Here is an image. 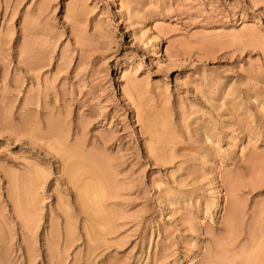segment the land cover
<instances>
[{"label":"rangeland","instance_id":"obj_1","mask_svg":"<svg viewBox=\"0 0 264 264\" xmlns=\"http://www.w3.org/2000/svg\"><path fill=\"white\" fill-rule=\"evenodd\" d=\"M0 264H264V0H0Z\"/></svg>","mask_w":264,"mask_h":264},{"label":"bare ground","instance_id":"obj_2","mask_svg":"<svg viewBox=\"0 0 264 264\" xmlns=\"http://www.w3.org/2000/svg\"><path fill=\"white\" fill-rule=\"evenodd\" d=\"M91 187V186H90ZM89 188V187H88ZM87 189V188H86ZM91 190H92V192L95 190V188L93 189V187L91 188ZM84 191V190H83ZM88 191H90L89 189H88ZM88 191H86L87 193H89ZM85 192V191H84ZM96 193V192H95ZM86 194V193H85ZM92 194H94V192L92 193ZM95 196H96V194H94ZM92 196V195H91ZM87 198V197H86ZM94 199V198H93ZM88 200H89V198H88ZM213 203H214V205H213V208L214 209H216V210H218L219 208H220V206H221V204H222V198H221V195L220 194H218L217 195V198L213 201Z\"/></svg>","mask_w":264,"mask_h":264}]
</instances>
